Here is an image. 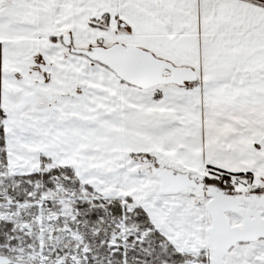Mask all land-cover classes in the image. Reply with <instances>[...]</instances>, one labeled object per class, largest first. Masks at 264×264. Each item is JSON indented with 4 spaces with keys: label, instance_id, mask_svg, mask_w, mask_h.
<instances>
[{
    "label": "snow or ice",
    "instance_id": "obj_1",
    "mask_svg": "<svg viewBox=\"0 0 264 264\" xmlns=\"http://www.w3.org/2000/svg\"><path fill=\"white\" fill-rule=\"evenodd\" d=\"M0 264H264V0H0Z\"/></svg>",
    "mask_w": 264,
    "mask_h": 264
}]
</instances>
